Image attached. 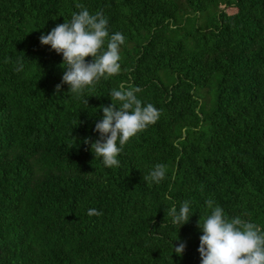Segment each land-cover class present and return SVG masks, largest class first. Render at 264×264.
Returning <instances> with one entry per match:
<instances>
[{
	"label": "trees",
	"instance_id": "16d2710c",
	"mask_svg": "<svg viewBox=\"0 0 264 264\" xmlns=\"http://www.w3.org/2000/svg\"><path fill=\"white\" fill-rule=\"evenodd\" d=\"M77 3L125 36L120 73L79 98L40 43ZM121 84L160 117L107 168L85 139ZM208 199L264 228V0H0V264H201Z\"/></svg>",
	"mask_w": 264,
	"mask_h": 264
},
{
	"label": "clouds",
	"instance_id": "9594fccd",
	"mask_svg": "<svg viewBox=\"0 0 264 264\" xmlns=\"http://www.w3.org/2000/svg\"><path fill=\"white\" fill-rule=\"evenodd\" d=\"M76 8L80 11L74 12L70 21L65 20L46 35L42 34L40 43L50 45L51 50L62 54L66 69L62 83L69 86L68 93L79 98L86 89L91 91L102 78L120 73V49L125 43V36L121 32L109 35V21L102 11L90 14L81 3H77ZM86 57H91V61H87ZM56 87L59 91L61 85ZM141 91L138 86L124 84L119 89H112L109 94L112 104L101 106L103 117L95 124L99 138L94 142L91 138L85 139V143L91 144L95 157H102L107 168L119 167L117 157L124 146L160 117V110L151 103L145 105L138 98L137 94ZM85 103H88L87 99ZM167 172V165L157 163L143 179L159 184L166 178ZM205 203L211 210L210 214L200 217L197 223L203 233L198 248L201 264H264V228L241 216L229 218L212 199ZM190 213V202L187 200L181 203L179 210L175 205L168 210L173 223L180 227L189 222ZM102 214L97 209H88L89 216ZM173 247L177 255L183 256L186 242L180 241L178 246L173 244Z\"/></svg>",
	"mask_w": 264,
	"mask_h": 264
},
{
	"label": "rangeland",
	"instance_id": "374dc122",
	"mask_svg": "<svg viewBox=\"0 0 264 264\" xmlns=\"http://www.w3.org/2000/svg\"><path fill=\"white\" fill-rule=\"evenodd\" d=\"M201 97L203 100H206L207 97H208V94L204 93V92H201Z\"/></svg>",
	"mask_w": 264,
	"mask_h": 264
}]
</instances>
